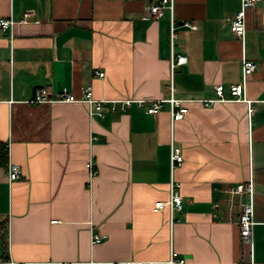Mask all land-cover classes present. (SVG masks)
Wrapping results in <instances>:
<instances>
[{"label": "crops", "instance_id": "1", "mask_svg": "<svg viewBox=\"0 0 264 264\" xmlns=\"http://www.w3.org/2000/svg\"><path fill=\"white\" fill-rule=\"evenodd\" d=\"M158 0H0V259L41 264H239L251 246L240 235V202L230 188H254L252 254L264 264V0L247 10L246 32L230 22L240 0H174L160 17ZM35 14L21 21L25 11ZM173 47L188 61L171 70ZM193 23L190 28L185 23ZM257 63L243 101H216L215 86L241 79L242 58ZM103 71L104 76L97 75ZM187 114L171 121L170 104L156 115L133 106L90 117L86 102L35 103L36 87L67 88L81 97L170 95ZM95 136L96 138H92ZM183 162L172 169L171 143ZM92 157L97 171L90 176ZM19 164L22 177L9 180ZM172 178L182 208L154 210L170 198ZM106 235L92 242V233Z\"/></svg>", "mask_w": 264, "mask_h": 264}, {"label": "built area", "instance_id": "2", "mask_svg": "<svg viewBox=\"0 0 264 264\" xmlns=\"http://www.w3.org/2000/svg\"><path fill=\"white\" fill-rule=\"evenodd\" d=\"M261 0H240V6L238 10L234 13L230 22V29L232 33L241 38L242 40L245 37L246 32V14L247 10L250 7H253L256 3ZM166 8H170L173 10L174 8V0H158L153 2L149 6V13L152 16L160 17L165 13ZM35 13L33 11H25L21 21L28 22L30 21V17ZM14 24V20L10 17H2L0 19V27L4 30L11 28ZM190 28H196V25L193 23H185ZM175 20L172 15L171 18V56H170V66L171 70L174 69L175 66L184 64L188 61V57L183 52H177L173 47V39L175 35ZM257 67L256 61L243 56L242 58V72L241 79L239 82L234 83L228 87V91L230 96L226 95V87L224 84L219 83L215 86L216 97L215 98H207L203 99L205 104H211L216 101H243L247 103L248 106V114L249 117L254 113L255 107L253 105V99L247 97L246 94V85L248 76L255 71ZM97 75L104 76L103 71H97ZM82 96L78 97L75 93L67 88L61 89L59 92L53 93L51 89L46 86L36 87L33 97L31 99L32 102L35 103H45V102H86L89 109L90 117L95 115L104 116L106 105L108 109L113 112L116 111H126L127 109L138 106L146 110V112L156 115L162 109L164 102H169L170 104V116L171 121L174 122L176 120L182 119L188 112V106L186 105V99L179 98L174 93V86L171 83L170 86V95L168 97L162 98H147V97H118V98H97L94 95V92L90 86H86L83 88ZM96 138L95 136L92 137ZM184 156L182 153V149L179 145L171 143V151H170V161L171 167L174 169L177 165H180L183 162ZM87 168L89 170L90 176H94L97 171L96 163L92 157H90L87 161ZM8 179L15 180L22 177L23 172L19 164L12 163L8 167ZM181 184L178 181H175L173 178L170 182V198L168 200H159L155 202L154 210L157 211L166 206H169L171 209L182 208V196L179 192V187ZM232 193H240L245 195L240 202V213H239V227H240V235L243 242L249 244L251 246V253L248 260H242L239 264H256L253 254H252V237H253V227L256 223L254 219V188L253 181L250 178L248 183H239L230 188ZM106 238V235H101L99 233H92V242H99ZM186 258L184 256H180L176 251L171 250L170 257L168 259L169 264H184ZM0 264H41L39 261H27L20 262L15 261L10 256H6L0 259ZM65 264H77L74 262L65 263ZM119 264H133V261L124 260Z\"/></svg>", "mask_w": 264, "mask_h": 264}, {"label": "trees", "instance_id": "3", "mask_svg": "<svg viewBox=\"0 0 264 264\" xmlns=\"http://www.w3.org/2000/svg\"><path fill=\"white\" fill-rule=\"evenodd\" d=\"M8 158V149L0 143V165H6Z\"/></svg>", "mask_w": 264, "mask_h": 264}]
</instances>
